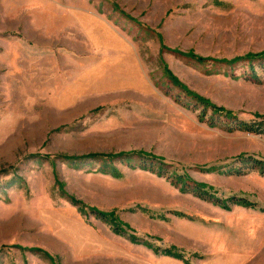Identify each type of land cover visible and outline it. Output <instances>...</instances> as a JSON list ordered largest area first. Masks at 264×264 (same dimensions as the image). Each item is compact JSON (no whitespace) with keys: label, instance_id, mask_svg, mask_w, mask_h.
I'll list each match as a JSON object with an SVG mask.
<instances>
[{"label":"rangeland","instance_id":"374dc122","mask_svg":"<svg viewBox=\"0 0 264 264\" xmlns=\"http://www.w3.org/2000/svg\"><path fill=\"white\" fill-rule=\"evenodd\" d=\"M262 54L264 0H0V264H264Z\"/></svg>","mask_w":264,"mask_h":264},{"label":"trees","instance_id":"16d2710c","mask_svg":"<svg viewBox=\"0 0 264 264\" xmlns=\"http://www.w3.org/2000/svg\"><path fill=\"white\" fill-rule=\"evenodd\" d=\"M264 54H262L263 56ZM252 56V55H250ZM254 57V56H252ZM258 65L259 67L262 68V71H264V59L262 57H260V59L258 60ZM252 68H255V65L252 64L251 65ZM256 75V72L254 73ZM197 99L200 100V102H202L204 104V113H201V119L204 121L205 117H206V109L207 107L210 106V104L206 103L205 101H203V98H200L197 96ZM212 107V106H210ZM213 114H225L226 117L228 118H234L232 116V114L230 112H227L220 108H217L216 106H213ZM215 118V117H214ZM213 119V117H212ZM220 119L217 118V121H219ZM233 122H231V128L239 130V129H243L248 131L249 133H255V134H264V118L260 119V120H251V121H236V119H232ZM212 124L216 123L211 122ZM151 162L150 164H148L147 162H143L142 168H149V170L155 172L158 175L161 176H167V178H171L172 176L169 174L168 170H164L163 169V164H159L158 161L163 159V158H159L156 156H152L151 157ZM241 160V162L244 163V165H240L239 168H234L233 173L235 174H242L245 171H248L250 169H260L261 173H264V162L262 160H258L257 158H253V157H248V156H241L239 158ZM247 165V166H246ZM173 180H171L173 182V184L177 185L180 187L182 192H188V193H192L195 196H197L198 198L202 199V200H206V201H213L214 203H216L219 206H222L225 209L230 208V203H234L237 205H243V206H254V204H252L248 199L243 198V197H235L232 196L230 198H223V197H219L215 190L211 187L208 186L205 183L202 182H198L195 181L193 179H191L189 177V175L187 174H183V175H179V176H173L172 178ZM230 201V203H228ZM98 213V212H97ZM99 214V213H98ZM100 218L102 219H106L108 220L109 218L107 217V214L101 213L99 214ZM111 221L114 225H115V232L121 233L125 232L126 230V226H123V223L121 222V220H119L118 218L115 217V219L111 218ZM134 241H136V239H133ZM138 242V241H137ZM164 253L172 255V256H176L179 258H182V255L179 252H176V250L173 249H166L164 250Z\"/></svg>","mask_w":264,"mask_h":264},{"label":"crops","instance_id":"0c3cea01","mask_svg":"<svg viewBox=\"0 0 264 264\" xmlns=\"http://www.w3.org/2000/svg\"><path fill=\"white\" fill-rule=\"evenodd\" d=\"M138 243V242H137ZM147 245H149V246H152L151 244H147ZM155 249V253H162V254H166V253H164V251H159V249L158 248H154ZM170 249V248H169ZM171 249H173V250H176V252H179L181 255H182V253L176 248V247H171ZM166 255H169V254H166ZM170 256V255H169ZM172 256V255H171ZM183 256V255H182ZM172 257H175V258H179V257H176V256H172ZM206 264H216V262H215V260L213 261L212 259H208L207 260V262H206ZM219 264H231V262H229V263H219Z\"/></svg>","mask_w":264,"mask_h":264}]
</instances>
